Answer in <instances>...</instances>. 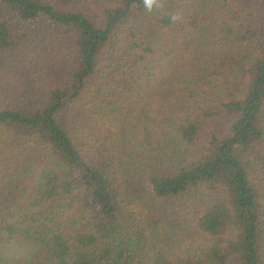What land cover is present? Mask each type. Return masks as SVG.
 <instances>
[{
	"label": "trees",
	"instance_id": "1",
	"mask_svg": "<svg viewBox=\"0 0 264 264\" xmlns=\"http://www.w3.org/2000/svg\"><path fill=\"white\" fill-rule=\"evenodd\" d=\"M159 3L0 0V264H264V0Z\"/></svg>",
	"mask_w": 264,
	"mask_h": 264
},
{
	"label": "clouds",
	"instance_id": "2",
	"mask_svg": "<svg viewBox=\"0 0 264 264\" xmlns=\"http://www.w3.org/2000/svg\"><path fill=\"white\" fill-rule=\"evenodd\" d=\"M144 6L148 11H152L153 6L160 7L159 0H143ZM173 20L177 19V17H172Z\"/></svg>",
	"mask_w": 264,
	"mask_h": 264
}]
</instances>
